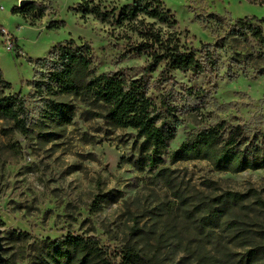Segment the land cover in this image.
Wrapping results in <instances>:
<instances>
[{
  "label": "rangeland",
  "instance_id": "obj_1",
  "mask_svg": "<svg viewBox=\"0 0 264 264\" xmlns=\"http://www.w3.org/2000/svg\"><path fill=\"white\" fill-rule=\"evenodd\" d=\"M21 1L48 9L35 20L11 14ZM133 1L99 4L117 14ZM160 1L175 24L155 27L177 39L182 50H196L201 71L166 72L161 64L149 72L146 56L127 51L137 41L127 26L82 16L80 0H0V72L10 84L0 91L24 101L28 129L24 136L0 119L2 262L41 264L47 242L72 235L95 238L112 264H124L128 246L154 264H235L248 249L233 241L226 223L233 219L250 232L264 229V207L256 203L264 202V169L232 174L204 160L168 158L187 137L218 123L225 136L239 128L247 146L264 154V45L235 23L264 17V0ZM50 22L64 25L47 29ZM69 40L89 45L96 75L142 81L165 129L173 130L160 156L172 178L170 188L153 178L155 169L131 165L141 144L134 130L111 127L99 111L73 97L34 88L51 64L36 62ZM224 192L247 197L217 227L198 224L199 202ZM12 231L26 239L9 240Z\"/></svg>",
  "mask_w": 264,
  "mask_h": 264
},
{
  "label": "trees",
  "instance_id": "obj_2",
  "mask_svg": "<svg viewBox=\"0 0 264 264\" xmlns=\"http://www.w3.org/2000/svg\"><path fill=\"white\" fill-rule=\"evenodd\" d=\"M47 9L35 2H29L22 7L13 8L11 14L35 20L41 19ZM78 12L82 16H92L100 22L115 21L117 25L127 26L137 38V41L128 42L127 51L133 56H146L149 59L146 70L149 72H154L161 64L166 72L201 71L196 50H182L177 39L171 34H162L161 30L155 27L156 23L167 28L175 24L170 11L164 8L160 0H135L122 6L117 14H114V10L105 11L99 0H80ZM235 23L239 30H243L258 44L264 45L262 28L264 17L239 18ZM63 25L62 22H50L47 29H59ZM1 31L0 27V35ZM89 51L87 43L76 46L73 40L54 47L48 56L49 59L36 62L41 67L51 64L42 80L34 83V88L38 91L44 90L50 96L73 97L91 110L99 111L98 117L111 127L134 130L136 136L141 139V144L138 159L132 161L131 165L139 171L145 168L155 169L153 178L170 188L172 178L169 170L160 166L162 164L160 156L167 143L173 139V130L165 129L166 124L162 115L156 110L152 99L146 96L140 79L128 81L118 73L96 75L88 58ZM208 53L206 50V54ZM9 87L10 84L3 80L0 72V89ZM66 110L62 108L65 118L68 113ZM0 119L12 122L14 131L27 135L25 104L19 96L4 95L0 91ZM224 129V124L218 123L187 137L176 150L169 153V160L171 163L204 160L209 162L214 170L232 174L264 169V154L257 148L250 149L247 146V140L241 130L234 128L225 136ZM246 197V194L224 192L212 200L200 201L197 211L201 212V216L197 223L217 227L225 218L234 215ZM256 203L264 207V202L257 199ZM226 226L234 233L233 241L242 242L248 249L235 264H264V229L259 232L243 230L239 227V222L233 219L227 222ZM7 237L13 241H24L26 234L12 231ZM123 262L154 264L151 258L139 255L129 246L125 250ZM41 264H112V262L95 238L68 235L45 244Z\"/></svg>",
  "mask_w": 264,
  "mask_h": 264
},
{
  "label": "water",
  "instance_id": "obj_3",
  "mask_svg": "<svg viewBox=\"0 0 264 264\" xmlns=\"http://www.w3.org/2000/svg\"><path fill=\"white\" fill-rule=\"evenodd\" d=\"M30 1H21L19 3V7H22L23 5H26L27 3H29ZM2 237L0 236V262L3 261V257L1 256V252H2Z\"/></svg>",
  "mask_w": 264,
  "mask_h": 264
}]
</instances>
